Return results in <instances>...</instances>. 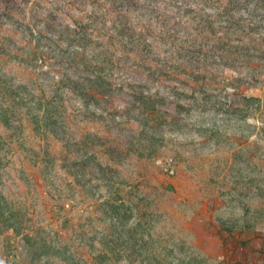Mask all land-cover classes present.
I'll return each mask as SVG.
<instances>
[{
    "label": "rangeland",
    "instance_id": "1",
    "mask_svg": "<svg viewBox=\"0 0 264 264\" xmlns=\"http://www.w3.org/2000/svg\"><path fill=\"white\" fill-rule=\"evenodd\" d=\"M0 264H264V2L0 0Z\"/></svg>",
    "mask_w": 264,
    "mask_h": 264
},
{
    "label": "trees",
    "instance_id": "2",
    "mask_svg": "<svg viewBox=\"0 0 264 264\" xmlns=\"http://www.w3.org/2000/svg\"><path fill=\"white\" fill-rule=\"evenodd\" d=\"M253 0H245V2H249ZM260 2H264V0H257ZM7 5H5L6 7ZM128 30L126 27H123L119 31V35L128 34ZM132 35V33H129L128 35ZM130 35V36H131ZM113 74H109V72L103 71V73L92 71L89 75L85 72V75H81L78 77L76 82L72 83V90L78 93V96L83 98L89 97L91 99L90 103H93L95 105H98V97L99 95L102 96H110L113 93L115 84L113 83ZM82 99V100H83ZM154 101L152 97L142 95L140 96V102L141 104H144L146 106L147 103H150L152 106L154 105ZM180 107H183V105H179Z\"/></svg>",
    "mask_w": 264,
    "mask_h": 264
}]
</instances>
